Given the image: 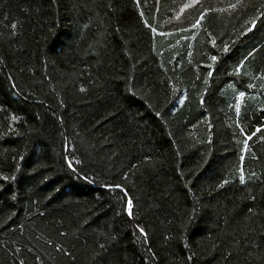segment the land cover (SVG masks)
Wrapping results in <instances>:
<instances>
[{
    "label": "trees",
    "instance_id": "1",
    "mask_svg": "<svg viewBox=\"0 0 264 264\" xmlns=\"http://www.w3.org/2000/svg\"><path fill=\"white\" fill-rule=\"evenodd\" d=\"M0 264H264V0H0Z\"/></svg>",
    "mask_w": 264,
    "mask_h": 264
},
{
    "label": "snow or ice",
    "instance_id": "2",
    "mask_svg": "<svg viewBox=\"0 0 264 264\" xmlns=\"http://www.w3.org/2000/svg\"><path fill=\"white\" fill-rule=\"evenodd\" d=\"M212 59L215 60L216 57H212ZM241 95H243V93H241ZM66 159H67V158H66ZM68 167H69L70 169L73 167L71 162H69ZM241 183H243V176H241ZM131 203H132V202L129 200V201H128L129 208L131 207ZM140 232H141V234H143V229H140Z\"/></svg>",
    "mask_w": 264,
    "mask_h": 264
},
{
    "label": "water",
    "instance_id": "3",
    "mask_svg": "<svg viewBox=\"0 0 264 264\" xmlns=\"http://www.w3.org/2000/svg\"><path fill=\"white\" fill-rule=\"evenodd\" d=\"M128 205H129V204H128ZM128 205H127V206H128Z\"/></svg>",
    "mask_w": 264,
    "mask_h": 264
}]
</instances>
